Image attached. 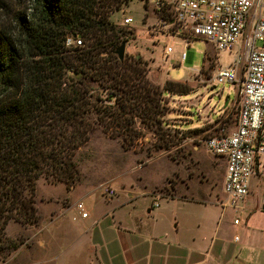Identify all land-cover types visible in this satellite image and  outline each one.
<instances>
[{
    "label": "trees",
    "instance_id": "obj_1",
    "mask_svg": "<svg viewBox=\"0 0 264 264\" xmlns=\"http://www.w3.org/2000/svg\"><path fill=\"white\" fill-rule=\"evenodd\" d=\"M129 1L34 0L30 16L16 18L18 37L0 32V250L21 243L4 233L9 220L36 225L39 177L67 189L78 182L75 156L96 126L129 145L134 117L158 127L162 93L189 91L171 81L152 85L138 55L117 58L126 30L108 18ZM68 36L82 46L65 47ZM206 61L211 69L207 52Z\"/></svg>",
    "mask_w": 264,
    "mask_h": 264
},
{
    "label": "rangeland",
    "instance_id": "obj_2",
    "mask_svg": "<svg viewBox=\"0 0 264 264\" xmlns=\"http://www.w3.org/2000/svg\"><path fill=\"white\" fill-rule=\"evenodd\" d=\"M143 3V0H130L119 10L113 11L108 18L117 27L129 28V32H125L124 55L141 57L145 62L142 65L146 73L145 78L159 89L165 81H171L187 85L189 91L184 94L165 91L162 93L164 109L159 117L158 127L156 124L147 125L138 117H134L132 126L137 135L129 145L122 143L119 136H109L96 126L87 143L75 156L79 180H82L83 176L90 178L94 183H100L119 174L117 182L133 184L136 181L134 179L141 178L144 184L133 187V190H130V198L126 197L125 207L132 211L140 210L139 206H142L133 198L141 199L138 194L145 192L143 187L152 185V193L155 196L188 198L193 195L213 201L216 189L219 190L221 186L224 162L206 153L199 140L206 136L228 133L236 120L235 88L230 83L212 82L215 67L227 65L231 56L226 52L217 51L203 39H192L185 44L180 37L152 33L151 24L155 23V14L151 8H144ZM33 5L34 0H0V32L18 37L20 30L16 18L18 15H24L26 18L30 16ZM123 12L132 20L129 26L121 25ZM166 46L171 48V52L164 57L163 49ZM182 51L184 59L180 62ZM205 52L213 62L211 69L207 68V61L203 63ZM162 78H165L164 81ZM96 92L97 90L94 93ZM98 93L104 97L103 92L99 90ZM225 102L227 105L223 107ZM184 138L195 143V149L193 143L184 142ZM35 188L37 205L43 214L53 203L40 202L38 199L61 195L64 191L61 183L50 182L43 177L36 180ZM254 198L256 205L250 209L227 207L220 214V206L214 204L206 206L201 213L211 217L221 215L226 225L232 223L234 218L242 224L253 212L264 214V202L261 197L254 193ZM160 204L165 205L164 200H161ZM17 222L8 225L7 231L10 235L20 231ZM25 226L33 228L34 225ZM10 239H19L22 242L24 237L19 233ZM15 251L0 250V264H15V260L11 259ZM25 255L26 250H23L17 257L23 258Z\"/></svg>",
    "mask_w": 264,
    "mask_h": 264
},
{
    "label": "crops",
    "instance_id": "obj_3",
    "mask_svg": "<svg viewBox=\"0 0 264 264\" xmlns=\"http://www.w3.org/2000/svg\"><path fill=\"white\" fill-rule=\"evenodd\" d=\"M234 126L235 122L231 130ZM119 177L94 183L82 176L68 189L56 182L63 186L61 195L38 199L53 203L44 214L34 193L39 216L36 225L30 228L17 222L20 231L15 235L7 229L16 221L5 226L9 238L19 233L24 237L11 259L15 264H264V214L253 212L242 224L226 225L221 215L201 213L206 206L218 205L222 181L213 201L193 195L163 198L152 193L153 185L144 186L145 192L138 194L141 199L133 198L141 209L132 211L125 207L126 197L130 198L133 187L144 183L141 178L133 184L117 182ZM105 186L114 190L113 196L102 194ZM254 193L264 202V180L251 178L249 193L238 209L252 208ZM78 203L85 217L80 216ZM23 250L26 255L18 258Z\"/></svg>",
    "mask_w": 264,
    "mask_h": 264
},
{
    "label": "built area",
    "instance_id": "obj_4",
    "mask_svg": "<svg viewBox=\"0 0 264 264\" xmlns=\"http://www.w3.org/2000/svg\"><path fill=\"white\" fill-rule=\"evenodd\" d=\"M153 10L155 23L151 32L180 37L185 44L203 39L217 51L226 52L231 61L214 69V84L235 85L237 114L228 133L206 136L199 144L206 153L224 161L222 196L217 200L222 210L237 208L249 193L250 180H264V0H143ZM121 25L131 18L122 13ZM129 32V28L125 29ZM79 36H68L65 47L82 46ZM171 52L164 47L163 55ZM184 59L181 52L179 61ZM236 73H241L238 77ZM186 143H193L184 138ZM195 149V143L192 144ZM102 194L114 195L105 186ZM156 207L157 203H153ZM85 217L81 203L76 204ZM233 225H239L237 218Z\"/></svg>",
    "mask_w": 264,
    "mask_h": 264
},
{
    "label": "water",
    "instance_id": "obj_5",
    "mask_svg": "<svg viewBox=\"0 0 264 264\" xmlns=\"http://www.w3.org/2000/svg\"><path fill=\"white\" fill-rule=\"evenodd\" d=\"M124 48H125V42H122L115 50V54L119 60H122L124 55ZM227 103L225 102L223 107H225ZM262 210H264V204L262 206Z\"/></svg>",
    "mask_w": 264,
    "mask_h": 264
}]
</instances>
